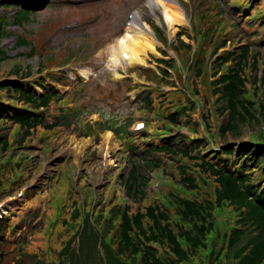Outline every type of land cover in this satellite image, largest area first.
<instances>
[{
    "label": "rangeland",
    "instance_id": "374dc122",
    "mask_svg": "<svg viewBox=\"0 0 264 264\" xmlns=\"http://www.w3.org/2000/svg\"><path fill=\"white\" fill-rule=\"evenodd\" d=\"M146 1L47 0L35 8V14L31 15L30 22L25 27H10L13 32L0 43V47L10 57L6 63L0 65V78L3 79L16 62H21V65L31 64V79L42 77L48 81V73H61L63 76L60 80L70 79V89L63 93V98L52 101L51 104L58 109L56 116L61 115L64 107L71 108L68 112L78 111L75 116L70 114L67 118L56 121V126L50 129L39 128L35 134L23 138L19 143H15L14 138L10 137L13 144H10L5 155L0 153V159L4 158L0 162V175L15 170V176H12L10 183L21 179L20 184L13 185L10 192L0 194V203L16 198L15 202L12 200L15 207L9 210L11 213L8 216L13 215L20 204L24 203L14 219L18 226L14 225L12 231L5 232V236L11 240L7 254L12 260L4 264H16L14 260L20 259V255H16L18 248L41 254L34 253L35 258L29 256L22 264H40L42 259L48 262L55 259L63 240L67 241L73 234V238L78 237L76 229L80 213L74 216L75 208L82 206L84 211L90 210L93 214L100 204L124 200V192L116 173L120 175L127 167V142L130 141L128 135L133 136L135 141L139 140L138 134L132 131L134 122L140 118L141 110L152 111L148 110L147 102L140 96L142 91H152L158 97L153 102L155 106H152L157 119L154 120L153 115H148V120H145L146 115H143L144 121H147L148 133L143 134L141 141L148 140L151 135L176 132L178 129L199 139L208 132L207 127L204 129L203 126L205 117H209L210 122L222 120L219 105L210 94L207 83L208 80L212 85L218 73L213 68L209 74H204L206 64L210 66L215 63L216 57L211 53L210 43L204 40V36L210 26L208 23L214 25L217 21L219 25L214 26L220 29L221 37L217 38L215 44L224 40L225 48L247 40L246 36L241 38L243 31L253 35V27L239 25L236 20L238 15L233 14L234 5L243 4V0H178L185 9L182 8L184 21L173 26L164 21L159 0L160 4L151 0L152 6ZM256 4L257 7H252V13L246 14V17L257 14V10L264 8V0L254 3V6ZM15 10L16 8L10 9V13L13 14ZM135 11L140 13L138 29L143 28L147 21L153 27L158 24L164 29L166 36L164 43L158 41L156 44L157 52L146 51L147 58H143V61L147 59L146 63L138 62L141 66H131L120 57L115 62L111 59L118 39L125 32L127 21L131 20ZM231 20L238 24L236 28L230 27ZM195 25L200 28L205 26L197 29ZM228 30H231L230 39L222 36ZM178 33L183 34L182 39L191 47L189 50L180 43L173 42ZM18 35L24 36V44L17 43ZM258 36L259 34L251 39ZM33 42H36L37 49L40 48V54L30 53L29 45ZM196 46L200 50L199 63L202 68L199 75L195 67H188L190 52ZM49 52L56 59L50 62L42 60ZM156 53L158 56H155ZM69 56L70 61L65 64L61 62L62 58ZM161 58L166 60L165 64L157 61ZM262 62L258 69L260 74L264 71V61ZM166 65H171L173 73L162 81L161 72ZM148 68L150 70H144ZM115 73L129 78L117 80ZM183 81L187 87L181 91ZM54 86L59 91L64 90L59 81ZM161 92L164 93L159 95ZM263 94L258 92L257 99V96L250 98L264 105ZM164 95L167 98L161 104L159 99ZM135 96L136 99L132 100ZM191 97L195 99L194 102ZM149 105L152 103L149 102ZM184 105L188 109L180 113L179 118L182 123L188 120L186 124L189 130L184 124H175L166 130L168 120L164 116L174 108L180 109ZM49 111H53L51 106ZM51 115L55 114L50 113L48 116ZM65 121L71 124L66 125ZM119 127H124L126 133L119 131ZM173 128L176 130L172 131ZM210 132L214 134V127ZM242 136L247 139L249 131ZM232 139L231 136L226 137L228 141ZM209 141L222 144L225 140L223 137L214 136ZM77 147H81L82 152L75 156ZM12 154L19 161L14 162L13 167L8 161ZM176 164L175 161H164V165L159 164L160 167L153 171L157 179L153 178L151 184L157 187V191H168L178 186L179 171ZM58 172L60 173L55 176ZM18 177L21 178L17 179ZM205 187L212 191L214 184H206ZM74 199L76 203L72 204ZM229 213L231 208H226L218 216V220L221 222ZM76 242L77 239L71 244L77 245ZM196 261L199 264H209L205 256H198Z\"/></svg>",
    "mask_w": 264,
    "mask_h": 264
},
{
    "label": "trees",
    "instance_id": "16d2710c",
    "mask_svg": "<svg viewBox=\"0 0 264 264\" xmlns=\"http://www.w3.org/2000/svg\"><path fill=\"white\" fill-rule=\"evenodd\" d=\"M1 4L7 5L6 2ZM34 14V10L25 8L12 15L1 14L0 39L9 33L7 25L17 23L25 27ZM230 23L234 28L238 26L234 20ZM245 36L247 39L250 37L243 31L241 38ZM176 39L183 43L179 35ZM17 43H25L23 35H18ZM220 57L234 61L224 74L218 75L220 86L215 90L222 117L218 132L225 140L221 153L215 159L204 158L200 152L205 146L200 141H186L183 136H171L160 144L152 143L143 149L128 145L127 167L118 175L125 200L100 204L92 218L86 216L83 226L78 222V237L73 238V234L67 241L63 240L57 257L49 262L42 259L40 264H192L204 250H207L205 257L209 264H264V188L254 182L258 178H251L250 173L253 158L257 160V165L264 159V150L261 147L250 149L242 142L235 147L226 140L227 136H231L232 142L240 141L246 129L258 131L264 120V105L261 104L262 116L257 118L252 102L244 98V93L248 91L245 69L250 62L255 79L256 60L259 58L262 61L264 57V43L259 41L258 45H254L247 40L234 53L225 51ZM2 58L8 59L9 56L0 49V60ZM19 71L20 65H16L11 74ZM21 84L26 87L24 81L0 84V92L15 101V107L10 106L7 111L0 108V153L4 155L13 144L10 137L19 143L39 128L50 129L56 126V121L78 113L77 110L68 112L67 109H62L60 116H48L50 112L36 113L34 109L39 104L47 107L51 100L60 98L52 90L45 95H36ZM143 99L149 103L147 96ZM22 103L27 104V109L20 107ZM178 114L171 116L172 121L178 120ZM65 124L70 125L71 122L65 121ZM118 129L126 133L124 127ZM165 157L178 158L175 162L180 187L157 191L151 184L156 178L153 171L164 165ZM242 158L246 159L242 161ZM3 160L1 158L0 162ZM14 160L15 154L9 155L12 167L16 163ZM238 162L241 165L237 169L235 164ZM188 168L194 171L188 173ZM203 171L215 183L212 191L201 187V182H206L200 176ZM12 176H15V170L0 175V194L8 193L13 185L20 184L21 179L10 183ZM160 194L166 196L160 197ZM226 202L228 204L224 205ZM75 203L74 199L72 204ZM227 207L233 209L234 218L229 225L228 217L225 222L227 227L221 229L218 211ZM80 209L81 206L75 208L73 215L80 213ZM11 224L8 219H0V264L12 260L7 254L11 240L5 236L7 230L14 228ZM75 239L77 245H72ZM16 252L20 255L19 260H14L16 264L25 263L29 256L35 258L36 254L41 255L25 248H18Z\"/></svg>",
    "mask_w": 264,
    "mask_h": 264
},
{
    "label": "bare ground",
    "instance_id": "6f19581e",
    "mask_svg": "<svg viewBox=\"0 0 264 264\" xmlns=\"http://www.w3.org/2000/svg\"><path fill=\"white\" fill-rule=\"evenodd\" d=\"M152 2H150V4H152ZM159 2L163 8L164 19L167 21L169 26H173L175 23H181L184 21V14L176 0H159ZM139 19L140 15L136 12L133 15L131 23L129 26L125 27V32L118 39L117 48H114V52L111 47V52H113V57L111 58L112 61L115 62L120 57L129 64L144 62L145 60L143 61V58L145 57L146 51L154 50L156 40L153 37L151 29L146 23H144L143 28L138 29L137 23ZM123 53L125 54V57L123 56ZM108 133L111 132L108 131ZM80 152H82L81 147H77L74 151L75 156H77ZM3 208V206H0V212L3 211Z\"/></svg>",
    "mask_w": 264,
    "mask_h": 264
}]
</instances>
